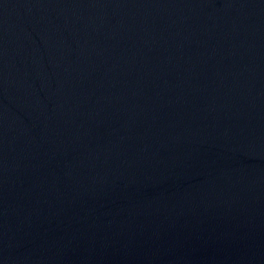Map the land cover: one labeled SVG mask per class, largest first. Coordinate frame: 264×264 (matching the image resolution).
<instances>
[{"label": "water", "instance_id": "95a60500", "mask_svg": "<svg viewBox=\"0 0 264 264\" xmlns=\"http://www.w3.org/2000/svg\"><path fill=\"white\" fill-rule=\"evenodd\" d=\"M0 264H264V0H0Z\"/></svg>", "mask_w": 264, "mask_h": 264}]
</instances>
